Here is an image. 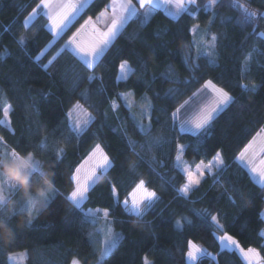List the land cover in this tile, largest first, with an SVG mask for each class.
Wrapping results in <instances>:
<instances>
[{"label":"trees","instance_id":"16d2710c","mask_svg":"<svg viewBox=\"0 0 264 264\" xmlns=\"http://www.w3.org/2000/svg\"><path fill=\"white\" fill-rule=\"evenodd\" d=\"M109 1L90 0L69 29L53 41L48 18L42 11L24 26L37 0H0V152L10 148L32 150L41 159H52L55 149H64L56 166L58 191L50 201L48 214L18 232L12 246L0 248V264H11L9 256L18 251H26V264H71L73 257L81 264H97L92 236L101 218L95 223L93 218L82 220V213L73 210L68 199L74 187L71 174L96 143L113 160L106 175L118 186L120 201L139 179L162 198L155 209L139 219L124 210L122 203L110 207L113 198L107 182L89 190L90 199L84 206L109 208L113 227L122 234L99 264H145V257L151 264H187L188 240L205 249L194 264H245L234 249L219 246L211 226H203L201 219L188 211L196 204L211 207L242 247L257 248L264 255V186L255 182L249 169L236 159L264 128V36L259 35L264 32V19L257 20L256 32L252 26L242 29L236 24L240 12L232 7V0H218L210 9L218 15L211 16L213 23L206 27L207 37L218 36L216 58L191 48L189 76L184 77L177 71L174 57L180 51H189L193 26L209 15L210 10L204 8L208 0H198L199 8L190 7L176 17L154 9L147 20L131 17L96 66L87 68L65 44L88 17L97 16ZM250 6L264 11V0H250ZM225 7L227 11H223ZM225 16L228 20L221 22L220 17ZM240 31L246 32L238 40ZM21 36L25 38L23 44ZM41 51L45 54L37 61L35 57ZM50 60L47 69L40 66ZM125 60L132 70L126 79H118L119 66ZM207 80L235 99L216 114L209 134L198 146L197 138L189 132L179 133L178 142L188 145L183 158L190 167L201 160L210 161L216 151L221 152L224 165L205 172L200 185L188 194L194 202L185 203L186 198L178 192L187 180L176 164L177 141L150 148L151 137L142 131L140 137L132 136L128 129L131 112L122 95L132 92L136 101L144 104L141 97L147 94L153 105L165 112L161 117L154 115L152 136L174 137L176 133L167 130L171 112L177 102L188 99ZM252 82L261 86L255 91L241 87ZM171 90L179 93L175 99ZM77 102L92 116L80 133L66 119ZM7 104L13 130L3 123ZM144 123H148L147 118ZM133 145H137L135 153ZM129 160L137 161L139 167H130ZM241 188L251 194V201L237 208L229 202L228 194ZM182 217H188L192 224ZM176 219L182 220L183 228L175 227Z\"/></svg>","mask_w":264,"mask_h":264},{"label":"snow or ice","instance_id":"6c2138e0","mask_svg":"<svg viewBox=\"0 0 264 264\" xmlns=\"http://www.w3.org/2000/svg\"><path fill=\"white\" fill-rule=\"evenodd\" d=\"M218 0H208V3L204 5L205 10L214 9L217 5ZM88 0H39L32 11L28 14V17L24 21V26L27 27L30 20L41 14L47 16L49 25L53 37L59 36L66 29L73 24L76 18L80 15L81 11L87 6ZM138 5V6H137ZM201 5L198 0H111L109 5L105 6V9L101 11L94 21L92 17H88L83 24L68 38L66 47L73 51L79 58L84 62L87 68L95 67L96 60L104 53L105 48L111 43L116 37L117 33L123 28L124 24L134 16L143 17L145 20L151 15L152 10L161 7H171L174 9L169 12V15L176 17L181 12L192 9H197ZM232 7L239 10L240 15L236 24L242 29L252 26L253 31L256 32L255 27L258 19H264V11L258 9H252L249 2H241V0H232ZM109 8L111 11L109 12ZM218 15L213 11V16ZM221 22L227 21L228 17H220ZM104 22V27L101 28L98 25ZM213 23L212 18H209L208 25ZM199 25L193 26V33H197ZM205 36L209 35L206 30ZM264 36V32L259 33ZM24 37H20V43H24ZM218 36L211 34L210 39L198 40L197 41V53L201 51L206 53L213 60L216 58L215 49L217 47ZM166 43V41H165ZM63 51V49H61ZM155 51V50H153ZM6 54V53H5ZM44 51H41L39 55L35 57L37 61L41 60L44 55ZM251 55V54H249ZM184 62L189 63L190 59V46L189 51H185L183 55ZM249 57L244 58L245 68H247ZM49 64H41L40 66L47 69ZM191 66V65H189ZM120 71L123 73V78H127V74L130 71L128 61L125 60L120 64ZM169 79L171 80L172 74L169 73ZM91 79V76L88 77ZM120 77H118L119 79ZM178 82V81H176ZM261 85L252 82L250 84H242V88H246L249 91H255ZM208 89L211 92V97L208 101L200 105L192 115H186L187 107L190 105L193 97L198 96L203 90ZM173 99H175L179 93L177 90H171L170 92ZM123 99L129 108L131 115L136 119L140 130L145 134L146 137H151L149 146H163L164 144H171L173 140H176L175 151H176V164L181 166L182 171L185 174L187 183L178 189L179 194L186 198L185 203L191 201L189 193L193 189L197 188L201 183V178L205 175V170L211 172L213 169L219 168L224 165V159L221 156L220 151H216L212 160L205 163L201 160L195 165L194 169L191 168L187 162L183 159L184 153L188 145L179 143V133L190 132L193 137L197 138V146L200 141L209 134V128L213 125L214 118L218 112L226 108L230 103L233 102L235 97L230 95L224 88L218 87L213 83L212 80H207L201 86L192 93L188 99L183 100L182 103L177 102L174 110L171 112V125L168 126L167 130L176 133L174 137H168L163 134L152 136L154 130L153 117L157 108L153 105L151 99L147 94L143 95L141 99L144 104L141 106L139 113L133 111L134 98L133 93L128 92L123 95ZM5 122L9 117V108L5 107L3 112ZM148 119V123L145 124L144 120ZM71 127L80 133L85 127L89 125L92 120L91 114L88 112L83 105L77 102L72 110H69L66 117ZM163 127V126H162ZM3 140V137H0ZM137 145H133V152H136ZM139 155V153H136ZM258 154H264V128H261L255 137L241 150L236 157L242 163L250 168V170L260 177L261 183L264 184V158L259 160V164L256 163V157ZM113 160L104 151L99 143L88 153L87 158L83 160L71 174V180L74 182V187L68 195V199L71 201L73 210H79L82 213V220L87 218H93V222H97L100 218H103L106 223V228L103 229V240L100 241V247L97 250L100 257L105 256L111 252L113 248L122 239V234L113 231L111 228V213L109 208H88L84 206V202L90 199V189L95 185L99 184L95 182V178L98 175H105L112 167ZM130 167H139L137 161H134ZM110 187V195L113 198V204L110 207L115 206V203H122L124 210L132 214L133 216L143 219L149 209H155V207L162 202V198L150 188L146 186L144 179H139L135 183V186L130 192L124 197L122 201L119 199L118 186L112 183L110 180H106ZM236 199H233V197ZM228 200L237 208H243L251 201V194L247 193L244 189H236L234 192H229ZM239 201V203H237ZM194 202V201H191ZM193 213L201 218V224L206 227H214L213 234L216 236V240L219 241L221 248H229L238 250L239 254L247 264H264V255L257 248L241 246L240 241L236 239L234 235H230L225 230L224 224L220 222L217 215L211 214L208 209H192ZM238 214V213H237ZM184 221H187L189 225L192 221L188 217H182ZM210 220V225H209ZM176 228H183L181 219H176ZM217 233H222L216 235ZM264 235V231L261 232ZM95 244V241L93 242ZM188 251L187 257L191 261L198 259V255L205 253V249L194 243L192 240L187 241ZM22 255V254H17ZM208 255H211L210 253ZM71 264H81V261L75 257L71 260ZM99 264V261H97ZM145 264H151L145 257Z\"/></svg>","mask_w":264,"mask_h":264},{"label":"clouds","instance_id":"9594fccd","mask_svg":"<svg viewBox=\"0 0 264 264\" xmlns=\"http://www.w3.org/2000/svg\"><path fill=\"white\" fill-rule=\"evenodd\" d=\"M63 151L55 149L52 159H41L32 150L10 148L0 152V248L12 246L18 232L48 214L50 201L58 191L56 166ZM133 163L129 160V166ZM107 179L98 175L95 182Z\"/></svg>","mask_w":264,"mask_h":264},{"label":"rangeland","instance_id":"374dc122","mask_svg":"<svg viewBox=\"0 0 264 264\" xmlns=\"http://www.w3.org/2000/svg\"><path fill=\"white\" fill-rule=\"evenodd\" d=\"M90 2V0H88V3ZM87 3V4H88ZM156 9H163V10H165V11H169V12H171V11H173L174 9H172L171 7H168V8H165V7H161V8H156ZM84 10V9H83ZM82 10V11H83ZM228 10V8H224L223 9V11H227ZM81 11V12H82ZM154 11V9L152 10V12ZM211 16H213V12L210 10V12H209V15H208V17L205 19V21H203L202 23H200V24H197V25H199V29H198V31H197V33H193V31H192V37H191V40H190V44H189V46H190V49L192 48V49H194V50H196V52H197V41L198 40H201V39H203V40H207V39H210V37H207V36H205L204 35V32L206 31V27H207V24H208V20H209V18H211ZM28 17V16H27ZM26 17V18H27ZM25 18V19H26ZM34 19H32V20H30L29 21V23H28V25L33 21ZM47 27H48V29L49 30H51V27H50V25H49V22H48V24H47ZM245 32L246 31H240V33H239V36L240 37H238V40H240V38L245 34ZM62 34V33H61ZM60 34V35H61ZM59 35V36H60ZM59 36H57V37H53V41H55ZM66 44H67V42H66ZM65 44V45H66ZM108 47V46H107ZM106 47V48H107ZM106 48H105V50H106ZM104 50V51H105ZM226 50H229L228 48L226 49ZM73 52V51H72ZM74 53V52H73ZM75 54V53H74ZM199 54H206V53H204L203 51H201ZM76 55V54H75ZM183 55H184V52L183 51H180L179 53H177L176 54V56L174 57V64H175V67H176V69H177V71L179 72V74L180 75H182V76H184V77H188L189 76V67H188V64H186L185 62H184V59H183ZM207 55V54H206ZM77 56V55H76ZM78 58H79V56H77ZM100 58V57H99ZM98 58V59H99ZM80 59V58H79ZM97 59V60H98ZM97 60H96V62H97ZM95 62V63H96ZM130 68V67H129ZM130 70H132L131 68H130ZM130 74V71L128 72V74H127V76ZM119 77H120V79H125V78H123V73H121V71H120V73H119ZM215 84V83H214ZM218 86V85H217ZM218 87H220V86H218ZM201 88V87H200ZM200 88H198V89H200ZM125 94V93H124ZM123 94V95H124ZM122 95V96H123ZM211 97V92H210V90H208V89H205V90H203V92L202 93H200V94H198V96H196V97H193L192 98V101L190 102V105L189 106H186L187 107V113H186V115H192L196 110H197V108L200 106V105H202V104H204V103H206L207 101H208V99ZM133 98H134V96H133ZM143 104L142 103H140L139 101H136V99L134 98V105H133V111H136L137 113H139V109H141V106H142ZM6 107H8L9 108V111H10V106L7 104L6 105ZM188 109H189V111H188ZM223 110V109H222ZM219 113V112H218ZM217 113V114H218ZM165 114V112L164 111H162V110H160V109H157V111L155 112V114L154 115H156V116H159V117H161V116H163ZM3 123H5V124H7L8 126H10V128H12V130H13V125H12V121H11V115H10V112H9V117H8V119H7V121L5 122V118L3 119ZM70 124V123H69ZM71 126V125H70ZM128 129H129V132H130V134L132 135V136H134V137H140L141 135H142V132H141V130H140V127H139V125L137 124V121H136V119L130 114L129 116H128ZM190 133V132H189ZM87 158V157H86ZM85 158V159H86ZM184 159V158H183ZM185 160V159H184ZM186 161V160H185ZM83 162V161H82ZM81 162V163H82ZM205 163H207V162H205ZM188 164V163H187ZM189 165V164H188ZM180 169H181V171H182V168H181V166H179V165H177ZM191 168H193L194 169V167H191ZM217 169V168H216ZM216 169H213L211 172H213L214 170H216ZM183 172V171H182ZM205 172H208L207 170H205ZM184 173V172H183ZM74 183V182H73ZM187 183V182H186ZM101 209V208H100ZM192 209H208V211L211 213V214H213V212H212V210H210V207L209 206H206V205H202V204H196V205H192L189 209H188V211L191 213V214H193V215H195L194 213H193V211H192ZM213 215H215V214H213ZM196 216V215H195ZM209 222H210V220H209ZM106 223H105V221H104V219L103 218H101V220L99 221V225H98V228H97V231H96V233H95V235L94 236H92V241L94 242L95 241V244H94V247H95V250H96V254H97V261H101L105 256H107L108 255V253L105 255V256H103V257H100L99 256V254H98V249H99V247H100V241H102L103 240V229H105L106 228ZM110 226H111V228L113 229V231H115V232H117V233H120L119 231H117L114 227H113V224H112V220H111V224H110ZM217 235H219V233H217ZM227 249H229V248H227ZM17 254H22V255H17ZM26 255H27V253H26V251H18V252H15V253H12L10 256H9V261H10V263L11 264H26ZM200 255H198V257H199ZM149 261V260H148ZM196 261V260H195ZM195 261H191V260H189L188 259V257H187V255H186V263L187 264H194L195 263ZM97 263V262H96Z\"/></svg>","mask_w":264,"mask_h":264},{"label":"crops","instance_id":"0c3cea01","mask_svg":"<svg viewBox=\"0 0 264 264\" xmlns=\"http://www.w3.org/2000/svg\"><path fill=\"white\" fill-rule=\"evenodd\" d=\"M39 2V0H37V3ZM110 2H111V0L109 1V3H108V5L110 4ZM105 9V8H104ZM103 9V10H104ZM103 10H101V11H103ZM42 12H43V10H41ZM100 11V12H101ZM111 11V9L109 8V12ZM99 12V13H100ZM168 13H169V11H168ZM98 15V14H97ZM96 17L97 16H95L94 18H93V20L95 21L96 20ZM125 25V24H124ZM99 27H101V28H103L104 27V22H101L99 25H98ZM51 31V30H50ZM51 33H52V31H51ZM130 72H131V70H130ZM257 135V134H256ZM261 158H264V154H258L257 155V157H256V163L257 164H259V160L261 159ZM212 160V159H211ZM239 162H241V161H239ZM242 163V162H241ZM242 164H244L248 169H249V171H250V174H251V176H252V178H253V180L255 181V182H257L259 185H262V186H264V184H262L261 183V180H260V177L257 175V174H255V173H253L251 170H250V168L246 165V163H242ZM210 210H212V212H213V214H214V210L210 207ZM262 216H263V219H264V209H263V211H262ZM198 217V216H197ZM200 218V217H199ZM201 219V218H200ZM209 225H210V222H209ZM212 229L214 230V227H212ZM263 231H264V229H263ZM219 234H222V233H219ZM217 235V234H216ZM262 237H263V239H264V235H262ZM234 249V248H233ZM235 250V249H234ZM238 254H239V252H238V250H235ZM240 255V254H239ZM242 259H243V257H241ZM243 261L245 262V264H247V261H245L244 259H243Z\"/></svg>","mask_w":264,"mask_h":264}]
</instances>
